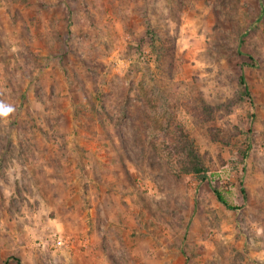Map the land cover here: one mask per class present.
<instances>
[{"label":"rangeland","instance_id":"obj_1","mask_svg":"<svg viewBox=\"0 0 264 264\" xmlns=\"http://www.w3.org/2000/svg\"><path fill=\"white\" fill-rule=\"evenodd\" d=\"M0 104V264H264V0H0Z\"/></svg>","mask_w":264,"mask_h":264},{"label":"trees","instance_id":"obj_2","mask_svg":"<svg viewBox=\"0 0 264 264\" xmlns=\"http://www.w3.org/2000/svg\"><path fill=\"white\" fill-rule=\"evenodd\" d=\"M239 83H240L242 86L246 87V86H245V81H244V75H243L242 72H241V74L239 75ZM180 151H183V150L180 149ZM188 156H190V157H188ZM188 156H186V157L184 158V160H188V159H189V161H187V163H185V162L182 161V163H184V164H183V166L181 167V170H182V171H191V172H193V173L201 172L200 167H199L200 165L198 164V161H197L196 156H194V155L192 154V152H190V155H188ZM195 161H197V162L194 163ZM212 192H213V194H214L216 200H217L222 206H224L226 209H228V210H234V209H235L232 205L228 204V202L226 201V199L224 198V196L222 195V193H221L220 190L214 188V189L212 190Z\"/></svg>","mask_w":264,"mask_h":264},{"label":"clouds","instance_id":"obj_3","mask_svg":"<svg viewBox=\"0 0 264 264\" xmlns=\"http://www.w3.org/2000/svg\"><path fill=\"white\" fill-rule=\"evenodd\" d=\"M12 111L10 106L0 104V117H7Z\"/></svg>","mask_w":264,"mask_h":264}]
</instances>
